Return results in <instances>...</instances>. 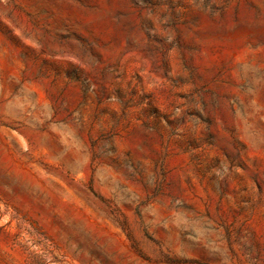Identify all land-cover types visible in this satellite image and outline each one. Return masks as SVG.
<instances>
[{
	"label": "rangeland",
	"instance_id": "1",
	"mask_svg": "<svg viewBox=\"0 0 264 264\" xmlns=\"http://www.w3.org/2000/svg\"><path fill=\"white\" fill-rule=\"evenodd\" d=\"M0 264H264V0H0Z\"/></svg>",
	"mask_w": 264,
	"mask_h": 264
}]
</instances>
